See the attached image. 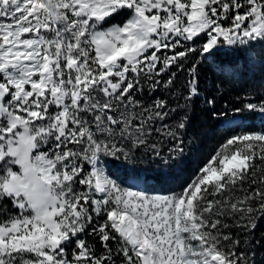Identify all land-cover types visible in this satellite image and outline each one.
<instances>
[{
  "label": "snow or ice",
  "instance_id": "6c2138e0",
  "mask_svg": "<svg viewBox=\"0 0 264 264\" xmlns=\"http://www.w3.org/2000/svg\"><path fill=\"white\" fill-rule=\"evenodd\" d=\"M258 50L264 0H0V264H264V96L178 191L136 167Z\"/></svg>",
  "mask_w": 264,
  "mask_h": 264
},
{
  "label": "trees",
  "instance_id": "16d2710c",
  "mask_svg": "<svg viewBox=\"0 0 264 264\" xmlns=\"http://www.w3.org/2000/svg\"><path fill=\"white\" fill-rule=\"evenodd\" d=\"M114 22H118L114 21ZM255 60L259 61V50L256 53L250 54ZM218 60L230 61L235 58L233 53H219ZM209 63H212L209 58ZM240 63L243 64L241 57ZM207 65H205V69ZM209 85L215 81L220 88V91L213 93L217 97L214 110L212 106L204 104L202 101L197 102L189 110V126L185 133V153L181 162L172 169H161L155 164H149L147 161L140 162L136 165L137 169L143 170L144 174L152 177L149 180L151 185H154L156 190L168 192L170 190L178 191L180 186L186 183L201 167L206 160V157L213 149L229 134V129L234 127V124L224 125L223 120L238 115L240 120L236 123L244 122L249 126H256V119L260 120L258 113L250 112L236 113L235 108L242 107L243 103L251 100L258 103V97L264 96V72L257 70L255 73H250L244 78H233L225 76L223 82L211 72L206 73ZM260 124V123H259ZM118 172H123L124 169L114 166ZM164 171L166 175L160 176L159 172ZM264 234V218L257 222V236Z\"/></svg>",
  "mask_w": 264,
  "mask_h": 264
},
{
  "label": "bare ground",
  "instance_id": "6f19581e",
  "mask_svg": "<svg viewBox=\"0 0 264 264\" xmlns=\"http://www.w3.org/2000/svg\"><path fill=\"white\" fill-rule=\"evenodd\" d=\"M231 119H233V120L238 119V116L231 117L229 120H231ZM229 120H228V121H229ZM238 120H239V119H238ZM238 120H236V121H238Z\"/></svg>",
  "mask_w": 264,
  "mask_h": 264
},
{
  "label": "rangeland",
  "instance_id": "374dc122",
  "mask_svg": "<svg viewBox=\"0 0 264 264\" xmlns=\"http://www.w3.org/2000/svg\"><path fill=\"white\" fill-rule=\"evenodd\" d=\"M236 120H238V119H235V120H233V119H231V120H229V122H232V121H236ZM259 123V120H256V124H258Z\"/></svg>",
  "mask_w": 264,
  "mask_h": 264
},
{
  "label": "water",
  "instance_id": "95a60500",
  "mask_svg": "<svg viewBox=\"0 0 264 264\" xmlns=\"http://www.w3.org/2000/svg\"><path fill=\"white\" fill-rule=\"evenodd\" d=\"M239 117V116H238Z\"/></svg>",
  "mask_w": 264,
  "mask_h": 264
}]
</instances>
